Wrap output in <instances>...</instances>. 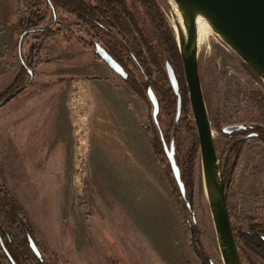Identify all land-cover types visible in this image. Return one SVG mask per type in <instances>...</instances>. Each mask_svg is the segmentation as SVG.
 I'll use <instances>...</instances> for the list:
<instances>
[{
  "label": "rangeland",
  "instance_id": "1",
  "mask_svg": "<svg viewBox=\"0 0 264 264\" xmlns=\"http://www.w3.org/2000/svg\"><path fill=\"white\" fill-rule=\"evenodd\" d=\"M157 1L173 28L170 0ZM35 4L46 16L42 27L58 23L62 35L44 41L40 53L47 63L34 72L25 91L0 108L2 242L9 245L13 239L16 251L22 253L18 242L26 240L32 251L26 255L30 264H224L188 89V101L176 125L177 97L175 105L168 102L171 84L165 68L167 77H160L151 65L149 79L129 65L144 93L139 96L127 84L129 73L124 80L98 60L96 44H103L95 35L52 0H0V93L20 71L19 37ZM205 32L198 43L199 68L222 161L221 153L225 159L228 150L224 128L264 127V82L212 29ZM83 41L94 47L87 52ZM28 53L27 42L23 55ZM30 79L31 75L27 83ZM148 83L161 101L159 122L166 145L170 147L173 135L177 136L176 160L186 199L175 183L152 118ZM186 96L182 94L184 103ZM105 162L123 168L120 180L122 187L131 188L130 207L111 195L101 180L105 177L92 175L91 168ZM225 183L244 264H264L257 248L244 241L251 238L247 235L253 228H264L262 140L248 139L238 167ZM5 213L10 220L15 218L14 223L8 222ZM170 215L179 217L187 241ZM257 230L259 235L264 233ZM152 232L158 235L156 240L149 237ZM29 236L42 259L32 250ZM2 259L0 251V263Z\"/></svg>",
  "mask_w": 264,
  "mask_h": 264
},
{
  "label": "water",
  "instance_id": "2",
  "mask_svg": "<svg viewBox=\"0 0 264 264\" xmlns=\"http://www.w3.org/2000/svg\"><path fill=\"white\" fill-rule=\"evenodd\" d=\"M177 7L182 24L175 17L178 29L177 42L183 62L184 76L187 84L189 100L199 138L205 187L219 248L224 264H244L243 257L232 226L229 207V184L225 183L217 141L214 137L212 121L206 104L198 59V19H205L216 33L264 82V0H170ZM21 46V42L19 43ZM95 54L122 79L128 78L126 69L97 43ZM165 68L174 93L177 96L176 125L183 111V100L177 73L169 61ZM31 79L34 73L30 71ZM147 97L152 106V118L164 142V149L171 166L174 178L181 195L186 199V188L182 180V172L176 160L175 135L169 148L164 141V131L159 122L161 101L154 88L148 83ZM10 99H7L8 101ZM253 124H235L223 129L227 135L255 128ZM264 130V127H262ZM259 137L256 132L246 135L245 139ZM188 203V202H187ZM188 206H190L188 204ZM34 253L42 259V254L34 240L29 236ZM0 243L3 246L0 236ZM6 251V250H5ZM12 260V258H10ZM13 262V260H12ZM15 264V263H14ZM211 264H213L211 262Z\"/></svg>",
  "mask_w": 264,
  "mask_h": 264
},
{
  "label": "trees",
  "instance_id": "3",
  "mask_svg": "<svg viewBox=\"0 0 264 264\" xmlns=\"http://www.w3.org/2000/svg\"><path fill=\"white\" fill-rule=\"evenodd\" d=\"M57 8L63 9L66 13L73 15L83 30L88 29L95 36L94 39L102 43L106 50L126 69L129 73L127 84L132 88L133 92L139 96H144L143 90L139 85L138 79L134 77V70L130 68V64L135 65L142 76L149 78L152 76L151 65L154 66L155 72H159L160 77L165 76V64L169 61L175 71L181 85V93L187 95V84L184 76L183 62L179 51L178 42L173 28L168 23L165 15L157 0H52ZM35 4L32 11L28 12L23 30L19 37L21 46H18L21 67L13 83L2 93H0V108L7 102L13 100L20 93L25 91L32 81L27 83L30 77V71L33 73L39 69L42 64L47 63L41 56V49L44 48L43 43L47 39L61 37L62 29H57L58 23L42 27L46 21V16L42 14L41 9ZM42 27V28H41ZM108 42H104L105 40ZM28 40V41H27ZM41 40V41H40ZM30 41V42H29ZM28 42L29 53L23 55L25 43ZM82 42V41H81ZM86 43L84 50L90 51L93 48L92 43ZM148 53V57L146 54ZM99 61H103L97 55ZM245 65V64H244ZM245 67L249 69L246 65ZM166 69V68H165ZM254 74V73H253ZM255 75V74H254ZM256 76V75H255ZM168 79V78H167ZM169 99L172 105L176 104V94L172 87L168 89ZM7 99H10L6 101ZM183 100V99H182ZM183 102V110L187 103ZM264 123V122H263ZM196 135V134H195ZM228 138V150L223 159L221 153L222 166L225 175V181L229 177V173L233 174L238 167V162L245 150L248 140L243 138ZM151 142V140H150ZM264 142V139H263ZM198 143V142H197ZM198 148V145H197ZM171 167V166H170ZM180 167V166H179ZM181 169V168H180ZM175 179V178H174ZM183 180V175H182ZM175 183L177 184L176 180ZM13 210V209H12ZM1 213V212H0ZM14 213V212H13ZM8 222L14 223V219L10 220L8 213H5ZM2 215H0V218ZM0 219V235L2 237L3 225ZM15 229H18L17 227ZM264 232V228H253L250 232V239H244L245 242L255 249L259 255L264 258V238L261 237L260 230ZM235 235L236 230L234 229ZM6 237V234H4ZM18 235L20 233L18 232ZM21 236V235H20ZM3 239V237H2ZM236 239L237 236H236ZM10 241V242H9ZM9 245L4 247L0 244L2 253V261L0 264H30L26 259L27 252L32 254L28 246V242H18L19 253L15 249L13 239H10ZM192 243V241H191ZM6 245V246H5ZM193 249L195 247L192 244ZM6 250V251H5ZM196 257L203 262L201 254L197 250H193ZM12 258V260L10 259ZM37 261V260H35ZM33 264V262L31 263Z\"/></svg>",
  "mask_w": 264,
  "mask_h": 264
},
{
  "label": "crops",
  "instance_id": "4",
  "mask_svg": "<svg viewBox=\"0 0 264 264\" xmlns=\"http://www.w3.org/2000/svg\"><path fill=\"white\" fill-rule=\"evenodd\" d=\"M122 171H123V168L122 167H119L118 164H116V163H110V162H105L103 164H99V166H93L91 168L92 175H99V176L105 177V179L104 178L103 179L101 178V180L106 183L105 184L106 185V189L111 193V195L113 197H116L117 199H119L120 200V204H122V205L123 204H128L129 207H130V204H129V196L131 194V188L128 187V186H127V188L122 187V183H121V180H120V172H122ZM115 201H116V199H115ZM170 217L171 218H175L176 219V223L179 222V226L182 228L184 237H185V239L187 241V235H186V232H185V230H184V228L182 226V223L180 222L179 217L177 215H174V216L173 215H170ZM175 225H176V227L178 226V224H175ZM152 233L149 235V237L151 239H154V238L157 239L158 235L157 234L155 235L153 233V236H152ZM178 238H179V236L178 237H175L174 239H177L178 240ZM156 239H154V240H156ZM158 240L159 241H162L163 239L159 238ZM162 247H163V250H160V251H161L162 254L164 253L163 254L164 256H166V253L168 251L165 252L164 246H162ZM179 253L181 255H183L181 252H176L174 254L175 255H178L180 257ZM183 258L185 260L184 255H183Z\"/></svg>",
  "mask_w": 264,
  "mask_h": 264
},
{
  "label": "bare ground",
  "instance_id": "5",
  "mask_svg": "<svg viewBox=\"0 0 264 264\" xmlns=\"http://www.w3.org/2000/svg\"><path fill=\"white\" fill-rule=\"evenodd\" d=\"M170 15H171L172 22H173V24H172L173 28H174L175 32L177 33V36H178V29H177L175 17L178 18V21L180 22V24H182V19H181V16L179 14V11H178V9L174 3H171ZM205 31H207L208 33L211 31L210 25L205 19L199 18L198 19V43H199L200 36H203L206 33Z\"/></svg>",
  "mask_w": 264,
  "mask_h": 264
},
{
  "label": "flooded vegetation",
  "instance_id": "6",
  "mask_svg": "<svg viewBox=\"0 0 264 264\" xmlns=\"http://www.w3.org/2000/svg\"><path fill=\"white\" fill-rule=\"evenodd\" d=\"M178 80H179V78H178ZM180 82V81H179ZM180 91H181V85H180ZM183 99V98H182ZM176 118V117H175ZM175 124H176V122H175ZM177 124H179V122L177 123ZM251 132H256V133H258L259 134V137H255V138H257V139H260V140H262L263 141V139H264V130L262 129V127H260V126H257V127H255V128H248L247 130H245V131H242V132H239V133H241V135H237L238 134V132H235V133H233L232 135H228L229 136V138L231 139V138H243V139H245L244 137L246 136V135H248L249 133H251ZM248 140V139H247ZM174 141H175V143L177 142V136L175 135V138H174ZM171 143H172V140H171ZM170 147H171V144H170ZM169 147V148H170Z\"/></svg>",
  "mask_w": 264,
  "mask_h": 264
}]
</instances>
